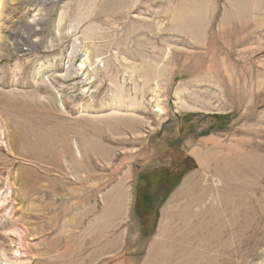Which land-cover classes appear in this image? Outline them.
<instances>
[{"label":"rangeland","instance_id":"1","mask_svg":"<svg viewBox=\"0 0 264 264\" xmlns=\"http://www.w3.org/2000/svg\"><path fill=\"white\" fill-rule=\"evenodd\" d=\"M0 264H264V0H0Z\"/></svg>","mask_w":264,"mask_h":264},{"label":"crops","instance_id":"2","mask_svg":"<svg viewBox=\"0 0 264 264\" xmlns=\"http://www.w3.org/2000/svg\"><path fill=\"white\" fill-rule=\"evenodd\" d=\"M110 194H111V193H109V194H107V195H110ZM107 195H106V196H107Z\"/></svg>","mask_w":264,"mask_h":264},{"label":"bare ground","instance_id":"3","mask_svg":"<svg viewBox=\"0 0 264 264\" xmlns=\"http://www.w3.org/2000/svg\"><path fill=\"white\" fill-rule=\"evenodd\" d=\"M234 13V12H233ZM245 25V24H244ZM78 68V67H77Z\"/></svg>","mask_w":264,"mask_h":264}]
</instances>
